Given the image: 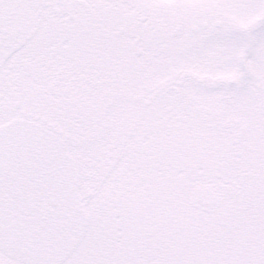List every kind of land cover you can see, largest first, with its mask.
<instances>
[{"label":"snow or ice","instance_id":"obj_1","mask_svg":"<svg viewBox=\"0 0 264 264\" xmlns=\"http://www.w3.org/2000/svg\"><path fill=\"white\" fill-rule=\"evenodd\" d=\"M0 264H264V0H0Z\"/></svg>","mask_w":264,"mask_h":264}]
</instances>
